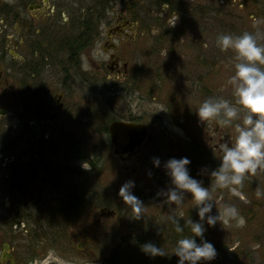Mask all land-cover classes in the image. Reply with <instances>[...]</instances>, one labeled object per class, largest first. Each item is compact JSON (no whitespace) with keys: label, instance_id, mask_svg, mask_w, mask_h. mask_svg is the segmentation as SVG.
I'll return each mask as SVG.
<instances>
[{"label":"flooded vegetation","instance_id":"flooded-vegetation-1","mask_svg":"<svg viewBox=\"0 0 264 264\" xmlns=\"http://www.w3.org/2000/svg\"><path fill=\"white\" fill-rule=\"evenodd\" d=\"M177 16L175 26H170ZM195 19L202 27L209 22L211 28L226 34H264V0H0V264H33L35 251L51 247L53 237L46 220L42 235L38 217L31 216L35 210L44 214L51 209L42 206L41 194L68 180V210L76 208L82 195L79 181L72 177L82 169L80 163L92 164L96 155L87 161L79 132L93 127L97 111L66 100L83 90L103 97L118 92L116 81L132 79L131 58L124 54L127 44L137 51L148 33L158 35L157 40L166 41L171 34L179 39L177 35L185 34ZM246 26L251 27L247 30ZM150 43L155 47L154 40ZM97 44L104 58L91 57ZM159 79L154 80L157 86L162 84ZM131 113L113 116L104 127L112 156L128 184L137 179L142 163L157 157L158 126L164 122L159 114L151 124L143 113ZM168 115L175 120L172 113ZM114 121L145 125V138L115 154L109 134ZM187 143L193 152L199 147L189 137ZM64 155L75 161L72 171H64ZM67 173L71 175L68 179ZM4 195L9 197L10 208ZM5 209L11 214L4 215ZM101 209L91 220L93 231L115 218V214L101 215ZM95 233L83 226L75 247L87 259L95 257Z\"/></svg>","mask_w":264,"mask_h":264},{"label":"rangeland","instance_id":"rangeland-1","mask_svg":"<svg viewBox=\"0 0 264 264\" xmlns=\"http://www.w3.org/2000/svg\"><path fill=\"white\" fill-rule=\"evenodd\" d=\"M172 22L169 23L170 26ZM188 26L185 34L177 35L180 36L179 39L175 38V34L160 37L167 38L166 41L157 40L158 35H150L151 33L143 35L142 43L135 52L127 44L124 54L127 59L131 58L132 79H126L125 83L116 81L120 90L110 97L83 90L75 98L69 97L66 100L70 105L76 102L75 106L84 110L90 108L97 111L96 119L92 120L93 127H83L84 130L79 132V138L82 135L80 145L87 161L92 154L95 153L96 156L92 164L80 163L82 169L76 176L72 175V178L76 177L75 180L79 181L82 193L76 208H65L71 190L68 180L58 182L53 185L51 192L47 190L45 195L41 194L42 206L51 209L44 214L42 210H35L30 215L38 217L37 227L42 235L46 222L53 239L51 247L35 251L37 257L33 264H102V259L109 255L123 236L142 234L143 231L151 234L169 255L175 257L172 254L175 248V229L168 217L175 215L179 218L182 213L183 223L189 218L194 221L199 218L190 194L180 206L156 196L160 189L169 184L163 164L173 157H188L191 160L188 166L190 174L202 180L205 187L210 186L209 176L199 175V170L204 166L213 169L218 165L219 161L214 156L218 158L220 155L219 145L235 139V125L241 123L245 115L242 110L236 120L224 126L215 122L198 121L195 111L209 97H222L235 104L233 88L228 81L235 72L236 60L234 50L221 51L216 45L217 36L226 34L225 31L211 28L212 24L209 22L207 26L210 29H206L208 27H202L196 19L191 20ZM250 27L246 26L244 29L249 30ZM259 37L264 39V34L260 33ZM262 39L259 42L264 45ZM150 40L155 41V47ZM161 44L163 45L160 46ZM158 46L160 49H157ZM91 57H105L101 44L94 46ZM157 78L162 83L159 86L154 81ZM168 106L169 111L166 109ZM129 110L135 116L143 113L144 119L151 124L156 123L153 116L157 114L164 120L158 126L160 150L156 156L161 161L160 166H154V157L142 163L137 179L132 178L131 184L126 182L120 163L112 156L109 136L104 130L113 116L127 117ZM169 113H172L175 120H171ZM188 137L199 146L195 152L187 143ZM62 160L64 171L69 172L71 166L76 164L70 155H64ZM70 176L67 173V179ZM126 184L128 188L121 189ZM257 190L264 193V169H258L255 175H246L239 189L244 199L233 196L228 189H215L212 192L217 208L224 204L235 205L244 217L245 224L239 227L236 221H230L227 224L218 222L215 227L205 225L207 230L204 234L211 236L210 242L217 250V257L213 261L200 264H264V195L258 198ZM134 196L142 204L138 205ZM3 197L10 208L9 197ZM104 206L116 210L115 218L110 217L109 221H103L99 227H95V233L91 229V220L98 217ZM138 206L140 211H137ZM216 211L214 206L213 214ZM7 212L11 214L5 209L4 215L7 216ZM138 216L139 219L135 218ZM83 226H87V230L96 235L95 257L89 259L75 248ZM25 238L28 239L27 236ZM26 243L30 244V241ZM41 253L45 255L42 256Z\"/></svg>","mask_w":264,"mask_h":264},{"label":"clouds","instance_id":"clouds-1","mask_svg":"<svg viewBox=\"0 0 264 264\" xmlns=\"http://www.w3.org/2000/svg\"><path fill=\"white\" fill-rule=\"evenodd\" d=\"M177 20L178 16L171 26L174 27ZM253 20L258 23L255 17ZM259 36V33L244 32L240 35L221 34L216 38V45L221 51H235V72L228 81L233 88L235 104L222 97H209L199 105L195 114L199 122H215L219 126L230 125L242 110L245 115L242 122L235 125V139L219 145L220 155L218 158L214 156L219 161L218 165L213 169L204 166L199 170V175L209 176L210 186L205 187L202 180L190 174L188 166L191 160L188 157H173L163 164L169 184L160 189L156 196L180 206L190 194L199 218L196 221L189 218L181 225L182 213L179 218L175 215L168 217L176 233L183 234L186 226L191 233L189 236L182 235L176 241L172 254L178 258L177 264H200L216 259L215 246L204 236L207 230L205 225L215 227L218 222L227 224L230 221H236L239 227L245 224L235 205L224 204L217 208L212 192L215 189H228L233 196L244 199L239 188L246 175H255L258 169H264V45L258 43ZM153 164L159 167L160 159L153 158ZM125 187L128 188V185L121 189ZM262 195L264 193L257 190L256 196L259 198ZM134 198L138 205L142 204ZM214 206L217 209L215 214ZM137 211H140L139 206ZM197 237L200 238L199 242ZM141 251L150 258L167 255L161 247L151 242L141 245Z\"/></svg>","mask_w":264,"mask_h":264},{"label":"trees","instance_id":"trees-1","mask_svg":"<svg viewBox=\"0 0 264 264\" xmlns=\"http://www.w3.org/2000/svg\"><path fill=\"white\" fill-rule=\"evenodd\" d=\"M180 223L183 225V220H180ZM183 234L185 236L191 235L188 227H185ZM183 234L175 232V246L176 241ZM208 235L209 234H204L205 238L208 241H211V236ZM196 239L197 242H199L200 238L197 237ZM147 242H151L157 247H161L151 234L142 233L123 236L117 242L116 246L110 251L109 255L102 259V264H175V259H177V257L175 256V258L169 255L164 247L161 248H163V251L167 254L166 256H156L155 258H150L148 255L143 253L141 251V245Z\"/></svg>","mask_w":264,"mask_h":264},{"label":"water","instance_id":"water-1","mask_svg":"<svg viewBox=\"0 0 264 264\" xmlns=\"http://www.w3.org/2000/svg\"><path fill=\"white\" fill-rule=\"evenodd\" d=\"M145 125L114 121L109 125L111 142L114 145L115 154H122L128 149L138 145L146 135ZM115 212L111 209L102 208L101 215L112 216Z\"/></svg>","mask_w":264,"mask_h":264}]
</instances>
